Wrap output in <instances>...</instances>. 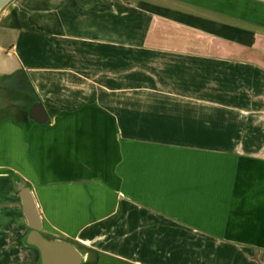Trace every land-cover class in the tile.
Returning <instances> with one entry per match:
<instances>
[{
  "label": "crops",
  "instance_id": "obj_1",
  "mask_svg": "<svg viewBox=\"0 0 264 264\" xmlns=\"http://www.w3.org/2000/svg\"><path fill=\"white\" fill-rule=\"evenodd\" d=\"M20 183L79 264H264V0H11L0 264L41 263Z\"/></svg>",
  "mask_w": 264,
  "mask_h": 264
},
{
  "label": "water",
  "instance_id": "obj_2",
  "mask_svg": "<svg viewBox=\"0 0 264 264\" xmlns=\"http://www.w3.org/2000/svg\"><path fill=\"white\" fill-rule=\"evenodd\" d=\"M10 1L0 0V10ZM34 111L36 112V110ZM39 116L38 123L47 122V114L43 109ZM16 188L22 200L21 204L27 226L30 229L25 242L27 245L38 249L41 256L40 264H79L83 261L81 252L74 245L61 240H48L43 237L41 233L42 221L30 190L23 183L18 184Z\"/></svg>",
  "mask_w": 264,
  "mask_h": 264
}]
</instances>
